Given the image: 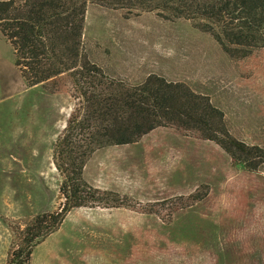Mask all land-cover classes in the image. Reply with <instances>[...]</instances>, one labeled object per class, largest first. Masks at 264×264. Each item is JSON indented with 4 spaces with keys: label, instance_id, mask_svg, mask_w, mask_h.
<instances>
[{
    "label": "rangeland",
    "instance_id": "1",
    "mask_svg": "<svg viewBox=\"0 0 264 264\" xmlns=\"http://www.w3.org/2000/svg\"><path fill=\"white\" fill-rule=\"evenodd\" d=\"M82 42L108 77L183 83L222 112L234 139L264 149V48L230 58L190 21L91 3ZM59 88L29 86L0 34V264L11 227L61 207L52 151L77 101ZM82 178L125 207L72 210L30 264H264V163L248 170L212 142L158 128L97 150Z\"/></svg>",
    "mask_w": 264,
    "mask_h": 264
},
{
    "label": "trees",
    "instance_id": "2",
    "mask_svg": "<svg viewBox=\"0 0 264 264\" xmlns=\"http://www.w3.org/2000/svg\"><path fill=\"white\" fill-rule=\"evenodd\" d=\"M89 3L190 21L230 58L264 48V0H0V34L21 78L52 93L63 85L77 101L52 151L61 207L11 227L4 264H30L34 249L72 210L125 207L116 193L82 178L86 162L102 148L136 144L158 128H173L214 143L234 165L256 170L264 163V149L234 139L222 112L185 84L151 74L129 86L91 63L82 42Z\"/></svg>",
    "mask_w": 264,
    "mask_h": 264
}]
</instances>
